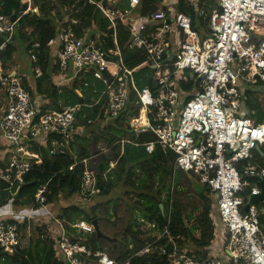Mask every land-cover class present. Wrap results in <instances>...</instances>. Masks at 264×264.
<instances>
[{"label":"built area","instance_id":"built-area-1","mask_svg":"<svg viewBox=\"0 0 264 264\" xmlns=\"http://www.w3.org/2000/svg\"><path fill=\"white\" fill-rule=\"evenodd\" d=\"M26 1V9H20L16 20L14 16H0V35L4 39L0 45V141L7 143L0 156V182L7 185L9 192L23 186L24 176L42 163L41 155L31 150V143L44 146L45 137L51 135L55 138L50 141L49 155L71 153L74 136L84 130L78 118L81 105L52 110L41 96L32 99L23 85L27 76L1 57L15 34L17 21L38 11L32 0ZM140 1L127 0V6L121 7V0H76V4L92 6L107 21L114 44V49L107 51L98 33L91 35V30L86 29L76 34L73 27L77 23L70 18L72 8L66 7L63 16L52 12L58 30L55 40H49L46 47L56 68V87L76 86L80 91L88 86L86 76L101 83L104 89L94 103L106 99L101 107L102 120L100 115L97 118L100 128L120 117L130 94L135 97L139 113L129 118L128 125L136 135L149 131L155 136V142L145 144L147 152L151 153L155 144L169 150L175 155L174 172L197 176L204 188L217 195L216 214L224 230L220 256L212 250L204 259L189 256L177 249L167 226L158 232L153 223L139 218L140 230L151 242L140 249L128 247L130 253L121 260L71 242L55 220L59 226L53 239L57 255L65 264H131L134 258L151 255L157 242L166 237V245L158 253L167 254L171 264H264V223L260 219L264 209L258 206L261 203L249 205L250 197L260 193L255 179L264 180V169L252 164L256 149L264 146V124L246 116L241 99L243 87L264 91V0H186L195 18L206 20L205 27L198 31L193 29L189 14H175L171 8L132 17ZM120 25L129 33V49L142 52L153 70L152 88L138 87L134 69L124 65L116 40ZM38 48L36 44L32 46L29 62L36 61ZM67 72L73 74L69 79ZM40 75L36 67L35 78ZM189 81L193 85L187 101L182 84ZM141 115L144 125L139 122ZM125 143L130 142L118 143L120 155ZM77 164L83 166V172L76 196L86 203L100 194V188L90 159L73 162L68 171ZM114 165L110 163L111 168ZM239 166H243L242 175ZM48 194V183L39 184L32 205L45 210ZM21 222L0 221V249L8 254L21 250ZM70 227L87 234L94 232L91 224L81 220ZM169 244L173 245L172 252L166 249Z\"/></svg>","mask_w":264,"mask_h":264},{"label":"trees","instance_id":"trees-1","mask_svg":"<svg viewBox=\"0 0 264 264\" xmlns=\"http://www.w3.org/2000/svg\"><path fill=\"white\" fill-rule=\"evenodd\" d=\"M32 3L38 8L37 13L26 14L17 21L15 34L6 43L1 57L5 63L9 62L11 65L16 66V59L29 57V51L32 46L34 44L39 46L35 50V54L37 55L36 61H28L27 67L24 70L28 74V77L23 79V85L30 93L32 99H35L36 96H41L49 103L50 109L59 110L60 107L82 106L78 118L84 124V130L81 134H76L74 138L77 145L79 141H87V136H89L90 152L84 153V148L83 151L76 152L77 156L80 159H91L92 169H95V166L100 163L99 177H97V184L100 188L98 196H108L112 191L117 192V197L124 203V210L129 219L127 227L124 230L125 251L117 250L116 242H113L114 240L101 239L94 232L89 235L75 234L74 229L70 227L75 222L72 219H69L66 223L67 231L71 230L70 234L72 236L68 235L70 241L85 247V249L91 252L105 250L103 245H105L104 242L106 241L116 254L112 258L121 260L130 253L127 249L130 243L134 245L135 250L151 242L150 239L142 242L139 239V235L143 234L140 230L141 224L137 221L139 216L143 221L153 223L158 232H162L167 226L168 234L180 248H186L189 256H199L201 259L206 258L205 248L214 240V228L211 217L216 214V202L210 198L211 193L205 188L207 196L203 194L198 196L203 205L200 214L195 217V227L192 228L193 225L189 226L192 211L187 219L183 203L179 199L173 198L172 194L180 185L175 182V173L179 172H174L173 170L175 155L169 150L161 149L158 144L153 146L151 153H148L145 144L155 142V136L149 131L136 135L129 128L128 119L136 117L139 113V106L134 105L136 101L135 97L130 94L127 107L120 117L114 120L113 123L100 128L99 119L103 115L101 107L105 104L106 99L102 98L97 104L94 105V103L99 99L104 89H102L101 83L96 81L97 84L91 76H86L84 81L88 83V86L81 87L82 90L80 91L79 87L76 86L72 88L65 86L56 87V68L51 64L50 49L46 47L49 40H55V34L58 30L56 17L52 12L56 11V15L63 16V14L65 15L66 7L72 8L73 14L70 18H73L77 23L73 27L76 34L81 35L82 31L86 29L91 30V35L98 33L101 37L100 44L105 51L114 49L111 30H107V21L92 6H83L81 3L76 4V0H32ZM166 4V0L165 2L164 0H141L136 9L131 13V16H150L155 12L167 11ZM26 6V0H0V16H14L16 20L21 11L20 9L24 10ZM120 6H127V0L125 4H120ZM174 10L175 14L181 12L189 14L192 18L193 29L198 31V29L205 27L206 20L196 19L192 7L188 6L186 0H175ZM3 40V37L0 35V45L3 43ZM116 40L124 65L129 69H134L138 87L152 88L153 81L151 78L153 70L145 62L142 52L129 49V33L121 25L117 29ZM37 51L39 52L38 54L36 53ZM36 67L41 70V75L37 78H35ZM192 85L193 81L182 84L183 89L187 93V101L191 98L189 92ZM61 89L64 90L60 91ZM241 99L243 110L257 124H264L263 89L243 87L241 89ZM99 115L100 117L97 120ZM88 120L91 122L90 124H87ZM98 129H102V133ZM105 133H107V138L103 136ZM116 133H120L122 136H129L128 141L130 143H125L121 155L118 143L123 139L120 136L117 137L118 134ZM54 138L51 135L46 136L44 146L39 145L38 142L31 143V150L41 155L42 163L39 167L34 168L24 176V184L21 186V191L17 198H14L17 187L13 188L12 193H9V191H6L7 185L0 182V206L4 204L6 196H10L14 205H30L37 186L43 183H48L49 194L47 196V204H52L55 200L58 201L62 195L69 198L78 194L83 166L77 164L72 171H68V167L74 162L73 156L77 146L75 148L71 147V153L51 156L49 155L51 148L50 141ZM99 138H103L106 141L107 148H111L114 151L113 154L111 151L103 154L96 149ZM256 156L259 158L264 157V152L260 150V152H256ZM111 162L115 163V165L110 169ZM245 164L247 162L243 163V165ZM238 170L242 175L243 166H239ZM189 176L193 177L191 173H188L185 183L190 192H192L187 178ZM171 197L172 203L170 204ZM94 198L90 201V206H84V208L90 210V213H84L80 207H70V210H73V215L89 224L95 220H99L98 215L94 212L95 206H98L99 203H96L97 201ZM159 205H162V211ZM258 206L264 209V203ZM260 219L264 223V214ZM1 221L11 224L17 223L16 220L5 219ZM67 224L70 226L67 227ZM24 226V224L23 226L21 224L19 230L23 229ZM37 229V240L35 242L32 240V245L28 249L19 250L15 254H8L0 249V264H65L63 261L58 260L54 243L43 234L42 229ZM195 232H199L197 238L194 237ZM127 240L130 241L129 244L126 242ZM166 242V237L160 239L154 246L151 255L134 258L131 264H171L167 260V254L161 255L158 253L159 248L164 247ZM38 246H41V248L38 249Z\"/></svg>","mask_w":264,"mask_h":264},{"label":"rangeland","instance_id":"rangeland-1","mask_svg":"<svg viewBox=\"0 0 264 264\" xmlns=\"http://www.w3.org/2000/svg\"><path fill=\"white\" fill-rule=\"evenodd\" d=\"M166 1H167V3H168L169 6H173V8H174L175 0H166ZM28 61H29L28 60V57H20V58L16 59V70L18 72L21 71L27 77H28V74L24 70L27 67ZM8 66L11 67V65L9 63H8ZM61 75H63V74H60V76ZM66 75H67V77H66L67 79H69V78H71L73 76V74L71 72H67ZM134 78H135V75H134ZM94 82H96V81L94 80ZM101 87H102V89L104 88L102 85H101ZM62 90H64V89H61L60 91H62ZM59 100L61 102H63L62 99L59 98ZM52 110H54V109H52ZM246 116L250 117L248 113H246ZM141 120H142V122L144 121L143 116H141ZM109 122L113 123V121H109ZM128 122H129V119H128ZM98 131L100 133H102V129H98ZM116 134H118L117 137L120 136L121 139H123V140H126V141L129 140V136H122V134H120V133H116ZM103 136L107 138V133L103 134ZM87 138H88L87 141H83V142H80L79 141L77 145H76V143L74 141V146L73 147L75 148L77 146L76 151H75L74 156H73V161L74 162H77V161L80 160V157L77 156V153L83 151L84 148H85L84 153L90 152V144L88 142V140H90V137L87 136ZM106 147H107L106 141L103 138H99V142L96 144V149L100 153L105 154L103 151H105V148ZM260 150H262L264 152V146L263 147H260ZM108 151H111L112 154L114 153V151L111 150V149L108 150ZM109 156H111V155L109 154ZM254 158H255V161H252V164H254L255 166H257L259 168H263L264 169V157H260L259 158V157L256 156V153H254ZM110 169H111V167H110ZM175 175H176L175 182L179 183L180 185H179L178 189L173 193V198H177V199H179L183 203V205L185 207L184 213H185V216H186L187 219L189 218V216H190L189 214H191V211H192V214H191L190 220H189V226H192L193 225L192 226V228H193V227H195V224H196L195 223V217H197L200 214L201 207H202L203 203L201 202V200L198 198V196L194 192L192 193L188 189V186L185 183L186 182L185 180H186L187 174H184L182 172H176ZM187 178L189 180V178H191V176H189ZM193 178L198 179V177L197 176H194V175H193ZM202 194L204 196H207V194L205 193V191ZM113 195H114V193L112 191L109 194V197L107 196L106 198H103V197H100V196H96L94 199H96L97 202L98 201H104L106 199H108L110 201L108 203V205H105L103 202H100V204H99V205H101V211H102L101 213H103V215L100 214L101 217H102L101 220L102 221L105 220V222H107V223L110 224V225L107 226V229L109 228L108 231L111 234L110 236H114L115 238H117L119 240L116 243L117 250H120V251L123 250V251H125L126 248L124 247V241H125L124 240V230L127 227V224H128L129 219H128L127 213L124 210V206H123L124 203L121 202L122 200L120 198L116 199L118 201L113 200L112 199V196ZM119 195H121V194H119ZM216 196L217 195L215 193L214 194L213 193L210 194V198L213 201H215V197ZM113 197H117V196H113ZM66 198L67 197H65V196L62 195V196H60V198L58 199V201L55 200L53 204H56L57 202L62 201L61 199H66ZM72 198H73V200L75 202H76V200H79L80 201V198L77 197L76 195H73ZM49 205H51V204H49ZM118 205H120V206H118ZM105 206H106V208H105ZM20 207H21L20 205H14L13 204V201L10 198V196H6L4 204L0 206V219L3 218V217H5V216H7V215H13V213H17V212L18 213H23L24 215H27L26 210L25 209H22L21 210ZM58 207H60V203H58ZM81 209L84 211V213L85 212L86 213H90V210L88 208H84L83 207ZM103 209H104V212H103ZM114 209H115V212H114ZM213 210H214V208H213ZM42 214L45 215L44 213H42ZM117 215H118V217H117ZM46 217H48V216H46ZM50 220L54 224L53 219H50ZM102 221H100V225L103 226ZM28 234L29 235H32L33 237L36 236V230H35V228L31 227L28 230ZM198 234H199V232H195V236L194 237L197 238L198 237ZM25 236H27V234H25ZM28 239L29 238H25L24 239L25 241L22 244V245H24V247L27 246ZM126 242L129 244L130 241L127 240ZM221 245H223V241H222V244ZM177 249L187 252V250H186L185 247H181L180 248L179 246H177ZM110 251H112L113 253H114V251H113V249L109 248L107 254L111 256L112 254L110 253ZM219 254H220V252H219ZM114 256H116V254Z\"/></svg>","mask_w":264,"mask_h":264},{"label":"crops","instance_id":"crops-1","mask_svg":"<svg viewBox=\"0 0 264 264\" xmlns=\"http://www.w3.org/2000/svg\"><path fill=\"white\" fill-rule=\"evenodd\" d=\"M125 2H126V0H121L120 4L123 5V4H125ZM164 2H165V0H164ZM209 4H211V2H209ZM162 5L165 6V4H163V3H162ZM166 8L167 9L171 8V9L174 10L173 6H169L168 3L166 4ZM189 94H190V92H189ZM0 104H1V102H0ZM140 123H144V121L142 122V120H141ZM5 145H7L6 141L1 140L0 141V156L1 157L3 156V153H5V151H6V146ZM106 149H108V148L106 147L105 150ZM90 161H91V159H90ZM113 193H114L113 196H117V192L113 191ZM113 196H112L113 200L118 199V197H113ZM72 197L73 196H71L69 198H66V199H61L62 201L57 202L56 203L57 205L53 204V203L51 205L47 204L45 210H43L41 208L39 209L37 207H34L32 205V203L30 205L21 206L20 209L21 210L25 209L26 212H27V215H24L23 213H18L17 212V213H13V215H7V216L1 218L0 221L1 220H5V219L14 220V221L16 220L17 222L22 221L21 222L22 226H23V224L25 225L24 228L20 230V232L22 233V241H21V247H20L21 250L28 249V247H30L32 245L31 241L33 240L35 242L37 240L36 236L33 237L32 235L28 234V230L31 227L35 228V230H36V228L42 229L43 234H45L48 239L50 238V240L54 243V246H55V242L53 241V239L55 237L54 233L55 234L59 233V226L57 225L55 220L60 222L61 227L66 231V233H68V235L72 236L70 234L71 230L67 231V229H66V223L69 221V219H72L73 222H74L76 220H80V218H77V217H75L73 215V210H70L71 209L70 207L83 208L84 206H86V205L90 206V204H91L90 201L86 202V203H82L81 200L80 201L76 200V202H75ZM102 197L106 198L107 196H102ZM108 197H109V195H108ZM116 201H118V200H116ZM100 202H103L105 205H108V203L110 201L108 199H106L104 201H98L96 203L100 204ZM58 203H60V207H58ZM99 204H98V206H95L96 204L94 205L95 206L94 212L98 215V218H99V220H97V224H98V228H99V231H100V238L101 239H107L108 241L109 240H114L113 242L117 243L119 240L117 238H115L114 236H110L111 234L108 231L109 228L107 229V226L110 225V224L105 222V220H103V221L101 220L102 219L101 215H103V213H101L102 212L101 211V205H99ZM105 208H106V206H105ZM62 209H65V210H62ZM44 212H47V214H52L51 218L53 219L54 224L50 220L51 218L48 215H46ZM66 212H67V214H66ZM103 212H104V209H103ZM42 213H44L48 217H46ZM117 217H118V215H117ZM138 218L142 220V218H140L139 216H138ZM24 219H27V221H24ZM211 220H212V225H213V228H214V232H213L214 240L212 241V243L208 247L205 248V251H206V254L211 253V250L214 251V253L217 254V253L220 252L219 251V246L220 247L222 246L221 244H222V241L224 240L223 239L224 230H223V228L220 225V221L218 220L217 214L212 215ZM100 221H102L103 226L100 225ZM68 226H70V225L67 224V227ZM71 229H73V228H71ZM74 232H75V234H78V235L79 234H87V233H83L81 231H77L75 229H74ZM25 234H27V236H25ZM72 234L74 235V233H72ZM25 238H29L26 247H24V245H22L24 243V241H25L24 240ZM139 239L141 240V242L142 241H148L150 239V237L145 235V233H143V234L139 235ZM104 243H105V245H103V246H104L105 250H101V251L107 254V252H108V250L110 248L108 246H110V245L106 241ZM130 246L134 247V245H132V243H130L128 247H130ZM40 248H41V246H38V249H40ZM55 248H56V246H55ZM110 253L112 254V256L107 254L110 257H113L115 255V253H113L112 251H110ZM58 258H59V256H58ZM58 260L62 261L60 258Z\"/></svg>","mask_w":264,"mask_h":264},{"label":"water","instance_id":"water-1","mask_svg":"<svg viewBox=\"0 0 264 264\" xmlns=\"http://www.w3.org/2000/svg\"><path fill=\"white\" fill-rule=\"evenodd\" d=\"M167 23H169V21H167ZM138 28H139V24L137 23L135 25V32L138 33ZM169 59L172 58L171 55L168 56ZM257 152H260V149L257 148L256 149ZM99 166H100V163L98 165L95 166V174H96V177H99ZM258 183H259V187H260V193L257 195V196H251L250 197V201H249V205H254V204H257V203H264V180H261L259 178H256L255 179ZM189 183H190V188H191V191L194 192L197 196L201 195L202 193H204L205 191V188L203 185H201L197 179L191 177L189 178ZM20 191H21V187H19L16 191V193L14 194V198H17V196L20 194ZM161 211L163 210L162 209V205H159ZM91 225L93 226L94 228V233H96V235L98 237H100V231H99V228H98V224H97V221H93L91 223ZM166 249L169 251V252H172L173 250V245L172 244H169L166 246Z\"/></svg>","mask_w":264,"mask_h":264},{"label":"bare ground","instance_id":"bare-ground-1","mask_svg":"<svg viewBox=\"0 0 264 264\" xmlns=\"http://www.w3.org/2000/svg\"><path fill=\"white\" fill-rule=\"evenodd\" d=\"M141 116H143V115H141ZM141 121V119L139 120V122ZM141 125H144V123H141Z\"/></svg>","mask_w":264,"mask_h":264},{"label":"clouds","instance_id":"clouds-1","mask_svg":"<svg viewBox=\"0 0 264 264\" xmlns=\"http://www.w3.org/2000/svg\"><path fill=\"white\" fill-rule=\"evenodd\" d=\"M257 152V151H256Z\"/></svg>","mask_w":264,"mask_h":264}]
</instances>
